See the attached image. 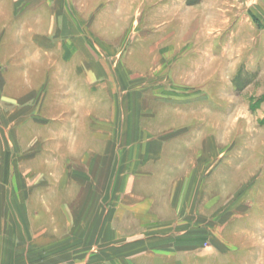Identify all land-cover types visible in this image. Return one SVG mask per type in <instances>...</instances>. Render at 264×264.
Here are the masks:
<instances>
[{"label":"rangeland","instance_id":"obj_1","mask_svg":"<svg viewBox=\"0 0 264 264\" xmlns=\"http://www.w3.org/2000/svg\"><path fill=\"white\" fill-rule=\"evenodd\" d=\"M201 1L0 0V33L9 25L11 41L24 16L54 11L51 42L40 41L33 67L56 44L80 65L45 88L44 71H0V163L9 178L0 205L14 207V196L36 212L59 186L42 182L57 170L46 163H65L64 204L77 191L70 180L85 192L94 177L89 225L80 221L76 249L68 248L76 233L65 237L62 264H150V255L264 264V55L247 48L252 25ZM17 218L0 227L4 244L12 246L14 228L19 264L42 263L30 239H16Z\"/></svg>","mask_w":264,"mask_h":264},{"label":"crops","instance_id":"obj_2","mask_svg":"<svg viewBox=\"0 0 264 264\" xmlns=\"http://www.w3.org/2000/svg\"><path fill=\"white\" fill-rule=\"evenodd\" d=\"M205 1H209V6L214 9L230 8L231 15L234 18H237L238 16H240L242 17L243 21L252 25L254 31L252 34H250V37H251L250 40L251 39L254 40V43L252 44V41H251L250 47H249V44H247V48L249 50L251 46H253L251 50L256 49V51H254V55H264V47H261V44L264 45V0H202L201 2H205ZM47 5L49 8L50 1H47ZM32 10H35V9H32ZM30 12H33V11H24V14H30ZM37 13L38 15L34 17V20H33L34 22L33 21L26 22L25 20L26 16H24L25 18L23 17L24 21L21 24L20 30L18 31L19 38L17 41L12 40V41H15L16 43L12 42L11 41L12 38H10V35L6 34L10 30L9 25L6 24L7 29L5 33L3 34L0 33V57H1L0 71L2 72H22V73H25L28 71H34L35 69H38L39 71H44L46 73L45 78H44L45 81L42 83V86L40 88L42 87L45 88L52 80H54L57 77L56 73L58 72H65L67 74L69 73L70 76L66 74V78H68L73 75V72L74 73L79 72L80 65H79L78 59H76L75 61L72 60L70 62H65L64 59L67 57L68 53L66 51L61 50L62 45L57 46L56 44L55 48L56 49L58 48L57 50H59L60 53L59 51L50 52L48 49L44 50V54L48 55L49 53V57L42 59L41 63L37 65L38 68L33 67L35 65L34 64L35 56H37L38 53L42 50V49L40 50L41 45L43 44L45 45L44 47H46L47 44L45 43V41L47 39L49 40V38L51 37L50 33H51V30H53L54 17H55L54 11L52 9H50L49 11L48 10L37 11ZM217 13H220V10H218ZM42 21H46L45 23L46 30L43 29L42 27L41 28L38 27V24H40ZM261 23L263 26L260 30V26L258 25H260ZM41 40L43 41L42 44H40ZM49 42H51V40H49ZM48 44L50 45V43ZM32 49H35V50L33 52H30L32 51ZM69 54L71 56L72 52H70ZM5 57L6 59H4ZM3 65H5V67ZM51 73L53 74L52 79H50V77L52 76ZM9 82H12V84L16 83L14 79L9 80L8 87H9ZM70 85L71 84H69L68 86L72 88V86ZM22 86L24 88L25 86L27 87L30 85H22ZM47 95L48 94L45 91L44 96H47ZM30 97L31 96H29L28 98H24L23 102L27 103ZM53 99H54V102L53 101L52 102L56 106L61 107V104L63 103L62 100H59V98H53ZM45 100H46V97H45ZM77 103H78V100H76L75 102L76 110L78 107ZM76 113H74V117ZM39 117L44 118L43 115L42 116L39 115ZM45 118H46V115H45ZM71 131L74 132L73 129ZM184 164L185 163H181V165H184ZM64 165L65 163H46L44 165L50 168L54 166L57 170L55 171L54 169L51 170V175L44 176L42 178V182L46 185H51V184L56 185L58 183L59 186L57 189L54 190L55 192H53L52 195L50 194L49 197L42 199L44 203L39 204L38 209H36L37 210L36 212L33 210L23 211L19 206L18 198L14 196H12L11 198L13 200L14 207L3 208L2 204L0 205V227L2 225H6L8 228L14 227L13 224H15V221L13 220V217L15 218V216H17L18 217L17 220L23 222V227L20 229L21 236H20V233H18L16 236V239L20 240L22 238L24 241H26V239L28 240L30 239L29 241L30 247H34L33 250L38 249V255L43 256V260L40 259L42 261V263L40 264H53V263L62 264V261H63L62 256L57 255V252L63 253L62 252L63 247L68 244L64 240L68 238H65V237L68 235L72 236V234L76 233V236H75L76 239L70 242L69 244L70 246L68 247L69 249H76V247H78L77 232H79V229H80V221H81V224L84 226H86V224L89 225L88 215L92 214L94 211L92 208L93 204L89 202V200L91 199L93 195V191H94V188H93V184H94L93 178L94 177H91V176L86 177L87 186L83 188V189H86L85 192H82L83 190L79 191L80 189L79 184H80V181L82 180L79 181V178L77 176H76L77 178H74V180H70L71 183L75 184V190L77 191L73 195L69 196V198L67 199V202H68L67 204L62 203L63 198L65 199V194L61 193L63 191L62 183L64 181L68 182V179H69V177L63 174L62 172ZM3 166L4 164L0 163V185H4L9 180V178L6 176V171H4ZM1 189L2 187L0 186V190ZM30 215L38 216L37 220L32 219V218H29V220L28 218H23L24 216H30ZM80 216L82 218L81 220H80ZM36 222H37V227H36ZM35 230H37L38 232L33 233V231ZM14 232H15V229L12 228V236H11L12 241H13V242L11 241L12 246L10 243L6 246L3 242V239H2L3 235L0 231V264H19L21 263L17 261L18 257H14V254H15V251H14L15 247H13V243L15 242ZM27 246H29L28 243H26V247ZM29 257L30 256H28V258ZM171 258H172L171 256H164L163 258L161 256L157 257L155 255H150V256L143 257V259H145V261L143 262L144 263L148 262L150 264L165 262L168 264L172 262L170 261L172 260ZM257 259H258L257 262L261 263L263 257H259ZM129 260L131 259L130 258L128 259V257H124L114 262H112L111 259H105L101 264H126ZM239 260L240 259L237 258L236 256L235 258L233 257L220 258L221 263H229V264H239L240 262ZM30 261L31 259L27 260L25 257L22 263L24 262L28 263ZM200 262H203V264H206L204 260L203 261L201 260V257L199 258V263ZM184 263H185V259H184L183 264Z\"/></svg>","mask_w":264,"mask_h":264}]
</instances>
